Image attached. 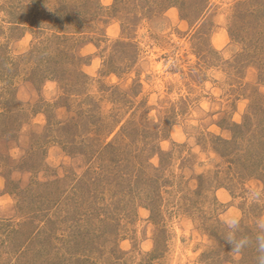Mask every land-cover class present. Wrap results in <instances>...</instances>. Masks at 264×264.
<instances>
[{
  "label": "rangeland",
  "instance_id": "rangeland-1",
  "mask_svg": "<svg viewBox=\"0 0 264 264\" xmlns=\"http://www.w3.org/2000/svg\"><path fill=\"white\" fill-rule=\"evenodd\" d=\"M248 185L264 0H0V264H253Z\"/></svg>",
  "mask_w": 264,
  "mask_h": 264
},
{
  "label": "clouds",
  "instance_id": "clouds-1",
  "mask_svg": "<svg viewBox=\"0 0 264 264\" xmlns=\"http://www.w3.org/2000/svg\"><path fill=\"white\" fill-rule=\"evenodd\" d=\"M243 196L246 203L259 206L264 201V187L248 185ZM242 217L231 216L222 221V240L231 245L232 253L242 254L254 250L253 264H264V216H257L249 233L241 231Z\"/></svg>",
  "mask_w": 264,
  "mask_h": 264
},
{
  "label": "trees",
  "instance_id": "trees-1",
  "mask_svg": "<svg viewBox=\"0 0 264 264\" xmlns=\"http://www.w3.org/2000/svg\"><path fill=\"white\" fill-rule=\"evenodd\" d=\"M205 7H206V5H203L202 7H201V9H200V11H199V13H198V15H197V17H196V19L193 21V23L196 21V20H198L204 13H205ZM118 123H119V121H118ZM113 129H115V127L113 128ZM113 129L109 132V133H111V132H113ZM227 143H229L227 140H225ZM109 146L111 145V144H108ZM74 255V254H73ZM74 257V259H76V260H80L78 257H76L75 255L73 256ZM253 257H254V254L253 255H250L249 256V258H250V260L251 259H253Z\"/></svg>",
  "mask_w": 264,
  "mask_h": 264
}]
</instances>
